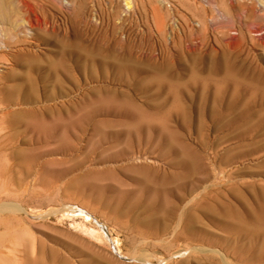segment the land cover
I'll list each match as a JSON object with an SVG mask.
<instances>
[{
  "label": "rangeland",
  "instance_id": "rangeland-1",
  "mask_svg": "<svg viewBox=\"0 0 264 264\" xmlns=\"http://www.w3.org/2000/svg\"><path fill=\"white\" fill-rule=\"evenodd\" d=\"M133 1L0 0V264H264V0ZM187 161L262 227L119 204Z\"/></svg>",
  "mask_w": 264,
  "mask_h": 264
},
{
  "label": "bare ground",
  "instance_id": "bare-ground-1",
  "mask_svg": "<svg viewBox=\"0 0 264 264\" xmlns=\"http://www.w3.org/2000/svg\"><path fill=\"white\" fill-rule=\"evenodd\" d=\"M112 105H114V102L112 101L106 102L105 100H101L100 105L96 107L91 112V114L94 117L105 116L106 111L110 110ZM129 113L132 114V112ZM89 120L90 117L87 115L85 118V123H87ZM101 122L102 121H98L95 125V128L99 129L101 126ZM107 122H108L107 120H104V123ZM123 157H124L123 155L116 156L115 158H111L104 161V164L117 163ZM200 171H205V170H201L199 165L193 163V161H187L186 163H184L181 173H176V174L172 173L174 178L179 175H182L186 177V181L189 182L186 185L180 186V189H182L180 194L172 196L177 203H175L172 200V198L164 191L162 187H155L154 189L147 188L146 187L147 184H145L147 182L144 178H142L141 181L143 187L141 192L138 195L131 194V196L129 197H127L128 196L127 193H118L119 204L122 205L125 201L127 200L130 201L126 213L136 208H141L144 211L150 207H155L165 211L168 217L170 218V220H177V219L182 220V218L185 217L186 219L184 222V231H187L190 234L193 229L192 226H194L196 223H200L199 217L195 214L196 212H201L206 218L213 220L214 222H218L219 224H222L223 226H225L226 229L235 230L240 233L242 232L247 233L249 231L245 225V220L250 221L254 229L262 227V224L258 220V217L251 216L247 211H245L242 214L240 210H235L234 208L230 207V205L228 204L221 207L219 203H217L213 198H211L212 196H210L209 193L207 192H205V194L197 198V195L195 194L198 192L200 187L205 186L206 182L209 179V177L204 176L190 180V177L195 172H200ZM213 193L215 194L216 192ZM189 204H191L190 207L188 209H184L187 206H189ZM140 205L142 207H140ZM221 212H225L228 218L237 219L236 225L216 219L215 218L216 214ZM197 228H198L197 232H195L192 237L197 239L199 238V242L201 243L202 242L210 243L211 239L205 238L208 235L205 234L204 235L205 237L200 236L201 227L197 226ZM202 232L204 234V230ZM27 264H36V263L28 262Z\"/></svg>",
  "mask_w": 264,
  "mask_h": 264
},
{
  "label": "built area",
  "instance_id": "built-area-1",
  "mask_svg": "<svg viewBox=\"0 0 264 264\" xmlns=\"http://www.w3.org/2000/svg\"><path fill=\"white\" fill-rule=\"evenodd\" d=\"M114 1L124 13H127L134 8L133 7V4H134L133 0H114ZM164 1L165 0H162V2H164ZM130 2H132V3H130Z\"/></svg>",
  "mask_w": 264,
  "mask_h": 264
}]
</instances>
